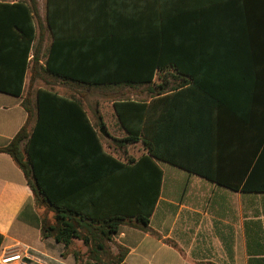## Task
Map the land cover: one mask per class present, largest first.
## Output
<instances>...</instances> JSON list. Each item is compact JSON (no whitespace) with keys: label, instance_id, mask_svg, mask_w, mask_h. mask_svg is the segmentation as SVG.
Wrapping results in <instances>:
<instances>
[{"label":"trees","instance_id":"trees-1","mask_svg":"<svg viewBox=\"0 0 264 264\" xmlns=\"http://www.w3.org/2000/svg\"><path fill=\"white\" fill-rule=\"evenodd\" d=\"M174 6L184 10H161L155 28L140 32V80L134 81L151 101L114 103L127 135L117 142L134 144L140 131L147 154L137 164L154 170L142 191L129 187L128 205L120 206L119 187L111 199L91 191L96 177L72 142L75 123L96 136L84 109L87 95L64 96L53 88H40L35 97L23 94L27 76L28 87L44 76L79 88L101 82L64 77L55 42L44 53L51 23L47 17L43 23L37 0L0 2V39L16 41L0 55V63L13 69L12 78L0 80V92L24 95L27 112L26 123L0 153L10 155L25 176L41 217V238L61 243L76 264H123L127 249L115 240L119 227L149 232L163 178L156 161L242 194H264V0H175ZM179 140L195 151L208 147L209 158L202 159L208 164L219 158V149L237 153L238 173L203 172L202 161L185 162L164 144ZM105 157L117 170L135 163ZM3 240L0 235V247Z\"/></svg>","mask_w":264,"mask_h":264},{"label":"crops","instance_id":"crops-1","mask_svg":"<svg viewBox=\"0 0 264 264\" xmlns=\"http://www.w3.org/2000/svg\"><path fill=\"white\" fill-rule=\"evenodd\" d=\"M37 2L43 23L46 17L51 23L44 53L47 55L55 42L57 65L64 77L101 82L81 88L72 81L57 82L65 91H58L61 95H94L93 102L84 101V109L96 136L83 122L75 123L71 132L79 155L86 156L96 177L91 191L111 199L119 187L124 192V197L118 198L119 205L127 206L129 187L142 191L145 176L154 174V170L137 164L147 154L140 131L139 141L134 144L117 142L127 135L114 103L119 96H136L131 100L140 102V95H147L140 81H134L140 80V32L155 28L161 10L184 9L175 7V0H45L43 17ZM3 27L0 16V31ZM12 43L16 41L0 39V55H5ZM12 76L13 69L0 63V80ZM28 84L27 76L24 95ZM96 94L112 99L97 102ZM24 95L0 92V148L10 144L26 123ZM157 105L154 102L156 109ZM186 143L179 140L164 144L185 162L209 158L208 147L203 148L204 152L195 151ZM105 155L123 164L135 163L130 165L131 170H117ZM237 156L219 149V158L212 159L211 164L202 161L201 170L234 176L238 173ZM156 163L163 178L149 218V232L122 225L115 236L117 244L127 249L123 264H264V194H242L172 164ZM16 165L10 155L0 153V235L4 238L0 252L2 257L21 255L18 261L0 260V264H76L72 255L64 256L61 243L41 238V217L34 196ZM62 185H68L66 178Z\"/></svg>","mask_w":264,"mask_h":264},{"label":"rangeland","instance_id":"rangeland-1","mask_svg":"<svg viewBox=\"0 0 264 264\" xmlns=\"http://www.w3.org/2000/svg\"><path fill=\"white\" fill-rule=\"evenodd\" d=\"M39 4H40V9H41V15L44 17V14H45V0H39ZM50 82L53 83V85L51 86ZM50 85H48V84ZM40 88H53L54 90L56 91H59L61 93H65V91L63 90V88H61V86L58 85L57 82H55L53 79H50L48 78L47 76H44V80L43 79H39L35 84L34 86H31V87H28L27 89V93H30V96L32 97H35V93L38 89ZM94 95H91L90 97L91 98H85V101L87 104H89L90 102H93V97ZM96 100L97 102H105V101H111L112 99V96H109V95H100V94H96ZM105 97V98H104ZM111 97V98H109ZM124 98H128V99H135L136 96H119L118 99H124ZM147 100L148 99V95H140V100ZM81 243H75V246L74 248L78 247ZM6 258L8 257L7 254H5V256L2 257V253L0 252V260H2L3 258Z\"/></svg>","mask_w":264,"mask_h":264},{"label":"built area","instance_id":"built-area-1","mask_svg":"<svg viewBox=\"0 0 264 264\" xmlns=\"http://www.w3.org/2000/svg\"><path fill=\"white\" fill-rule=\"evenodd\" d=\"M21 259V255H13V256H8L6 258H3L1 260L2 263H10V262H14V261H18Z\"/></svg>","mask_w":264,"mask_h":264}]
</instances>
